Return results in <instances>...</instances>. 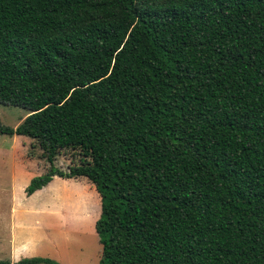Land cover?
<instances>
[{
	"label": "trees",
	"instance_id": "trees-1",
	"mask_svg": "<svg viewBox=\"0 0 264 264\" xmlns=\"http://www.w3.org/2000/svg\"><path fill=\"white\" fill-rule=\"evenodd\" d=\"M0 104L27 196L94 185L97 264H264V0H0Z\"/></svg>",
	"mask_w": 264,
	"mask_h": 264
},
{
	"label": "rangeland",
	"instance_id": "rangeland-1",
	"mask_svg": "<svg viewBox=\"0 0 264 264\" xmlns=\"http://www.w3.org/2000/svg\"><path fill=\"white\" fill-rule=\"evenodd\" d=\"M27 113L24 108L0 104V124L14 128ZM78 160L77 151L64 149L56 156L53 164L59 169L67 170L68 166L77 164ZM48 169L49 163L35 140L0 133V261H9L8 241L13 224L10 219L11 204L29 201L36 205L46 203L54 207L58 212L56 218L61 220L62 226L53 225L48 214L25 215L23 219L27 223L29 221L35 224L37 221L39 225L30 227L32 229L37 226L31 230L32 234L22 232L19 237L32 236L37 245L21 253L23 256H18V259L36 256L39 246L45 251L43 253H47L46 257L57 264H97L100 243L95 221L101 210L98 192L85 177H56L37 195L27 196L25 188L21 187L27 186L32 177ZM16 217L19 219L18 214Z\"/></svg>",
	"mask_w": 264,
	"mask_h": 264
},
{
	"label": "crops",
	"instance_id": "crops-1",
	"mask_svg": "<svg viewBox=\"0 0 264 264\" xmlns=\"http://www.w3.org/2000/svg\"><path fill=\"white\" fill-rule=\"evenodd\" d=\"M17 136H23V135H17ZM56 177H58V176H54L53 178H56ZM53 178L47 185H49L53 181ZM62 179H69V178H62ZM25 186L23 185L21 188L24 189ZM46 186H44V187H46ZM44 187H42V188H44ZM42 188L36 190L34 193L29 195V197H32V196L37 195L38 193H40ZM30 213L31 214L32 213L48 214V215H50L49 218H50L51 222H53V225L62 226L61 225L62 224L61 220L58 221V219L56 218V215L58 214V212L56 211V209H54V207H51V205H49V204H46V203H42L41 204L40 203V204L36 205V204L30 203L29 201H27V202L24 201L22 204H19L17 202H13L11 204V208H10V219H11V222L13 224H11V229L12 230H11V233H10V236H9V241H8V254H9V259L8 260L11 263H14V262L18 261L19 260L18 258L23 256V255H21V253L27 252V250L31 246L34 247L35 245H37L36 241L35 242L33 241V237L32 236H28L27 235V236H24V237H21V238L19 237L20 233H22V232L23 233L26 232V233H28L30 235L31 230H34L37 226L32 228V229H30V227L34 226L35 224L39 225V223L37 221H35V224H32L29 221L27 223L23 219L25 215L27 216ZM17 214L19 215V219H17V217H16ZM21 229H22V231H20ZM100 251H101V246H100ZM43 252H45V251H42V249L38 246V248L36 249L35 255L36 256H41V257H46L47 253H43Z\"/></svg>",
	"mask_w": 264,
	"mask_h": 264
}]
</instances>
